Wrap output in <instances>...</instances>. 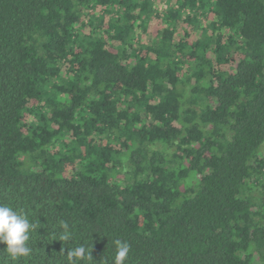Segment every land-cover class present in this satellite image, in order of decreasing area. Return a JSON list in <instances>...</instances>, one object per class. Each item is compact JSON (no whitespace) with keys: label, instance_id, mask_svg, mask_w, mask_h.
I'll list each match as a JSON object with an SVG mask.
<instances>
[{"label":"trees","instance_id":"trees-1","mask_svg":"<svg viewBox=\"0 0 264 264\" xmlns=\"http://www.w3.org/2000/svg\"><path fill=\"white\" fill-rule=\"evenodd\" d=\"M0 205L16 264H264V0H0Z\"/></svg>","mask_w":264,"mask_h":264},{"label":"clouds","instance_id":"clouds-1","mask_svg":"<svg viewBox=\"0 0 264 264\" xmlns=\"http://www.w3.org/2000/svg\"><path fill=\"white\" fill-rule=\"evenodd\" d=\"M63 232L61 241L71 239L72 233L66 221H60ZM34 225L28 219V215L23 211H17L10 205H0V243L4 244L3 250L8 258L16 264L21 257H27L31 249L27 242L30 239V231ZM116 249L113 264H124L130 251V245L126 241L116 239L113 241ZM67 264H80L81 261H92L90 250L83 245L67 251Z\"/></svg>","mask_w":264,"mask_h":264},{"label":"rangeland","instance_id":"rangeland-1","mask_svg":"<svg viewBox=\"0 0 264 264\" xmlns=\"http://www.w3.org/2000/svg\"><path fill=\"white\" fill-rule=\"evenodd\" d=\"M158 8H159V10H163L165 8V4L163 2L162 3H159L158 4ZM176 29H177V33H178L179 26L176 27ZM251 264H261V263L258 260H254V261H252Z\"/></svg>","mask_w":264,"mask_h":264}]
</instances>
